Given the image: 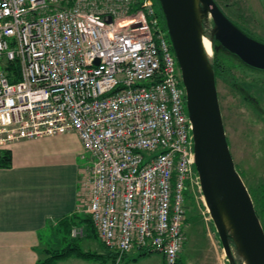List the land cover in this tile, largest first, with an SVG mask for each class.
Instances as JSON below:
<instances>
[{
	"label": "built area",
	"instance_id": "obj_1",
	"mask_svg": "<svg viewBox=\"0 0 264 264\" xmlns=\"http://www.w3.org/2000/svg\"><path fill=\"white\" fill-rule=\"evenodd\" d=\"M166 35L152 0H0V148L76 133V208L116 263L176 264L185 193L200 192Z\"/></svg>",
	"mask_w": 264,
	"mask_h": 264
},
{
	"label": "water",
	"instance_id": "obj_2",
	"mask_svg": "<svg viewBox=\"0 0 264 264\" xmlns=\"http://www.w3.org/2000/svg\"><path fill=\"white\" fill-rule=\"evenodd\" d=\"M157 1L184 88L200 193L221 248L229 263L264 264V230L229 150L212 56L204 54L201 37L209 40L212 51L220 48L262 72L264 42L239 29L214 0ZM231 241L238 251L236 259Z\"/></svg>",
	"mask_w": 264,
	"mask_h": 264
},
{
	"label": "rangeland",
	"instance_id": "obj_3",
	"mask_svg": "<svg viewBox=\"0 0 264 264\" xmlns=\"http://www.w3.org/2000/svg\"><path fill=\"white\" fill-rule=\"evenodd\" d=\"M152 1L156 2V0ZM216 1L225 15L239 29L254 39L264 41V0ZM155 9L158 11L157 5ZM205 20L209 21V18ZM165 32L167 33L166 30ZM218 56L228 65V68L230 67L231 77L239 79V83L251 90L253 96L260 97L264 107V85L259 86L254 83L259 80L260 75L240 67L233 56L220 48H218ZM230 79L223 76L216 79L224 131L235 168L247 190L250 191L249 194L251 193L250 195L257 200V207L261 215L258 219L264 230V200H262L264 197V121L247 103L242 101L239 94L232 90ZM185 205L186 221L183 224L184 240L180 254L182 264H232L225 257L201 193L197 189H192L185 195ZM78 214L80 218L77 221L86 215L84 212ZM83 225H73L70 228L68 236L77 239L76 244L69 242L67 234L62 233L61 236H56L52 233L53 236L50 238L53 242L49 246H45V249H62L68 252L70 251L68 248H78L86 252L89 255L88 258L83 259L69 255L56 264H98L100 259L93 255L97 253L107 255V252L101 248L97 235L90 233L88 237L84 236ZM73 229H76L75 235H72ZM64 236L67 239H63ZM58 238H60V243ZM230 247L233 259L238 258V251L234 242H230ZM45 249L39 251L42 258L48 254ZM148 255L152 256L146 260L149 261L148 264H161L160 254L151 252ZM104 264H147V262L145 260L137 261L136 256H124L119 263L106 259Z\"/></svg>",
	"mask_w": 264,
	"mask_h": 264
},
{
	"label": "crops",
	"instance_id": "obj_4",
	"mask_svg": "<svg viewBox=\"0 0 264 264\" xmlns=\"http://www.w3.org/2000/svg\"><path fill=\"white\" fill-rule=\"evenodd\" d=\"M6 149L11 165L0 168V264H35L50 236L65 234L63 222L79 215V178L88 163L73 132L14 141ZM148 254L125 256L148 264Z\"/></svg>",
	"mask_w": 264,
	"mask_h": 264
},
{
	"label": "trees",
	"instance_id": "obj_5",
	"mask_svg": "<svg viewBox=\"0 0 264 264\" xmlns=\"http://www.w3.org/2000/svg\"><path fill=\"white\" fill-rule=\"evenodd\" d=\"M214 1L219 6L217 1L216 0H214ZM156 5H157V8H158V11L156 10V12H157L159 20L161 22L162 28L164 30H166L163 14H162V11L160 9V6H159L157 0H156V2H154V6L155 7H156ZM166 36H167V40L169 42L168 35H166ZM258 40L261 41V42H264L262 39H258ZM212 45H215V41L214 40H212ZM212 52H213L212 53V68H213V72H214V76H215V84H216V79L218 77H220V76H223L225 78H227V77L231 78L230 79V83H232V86H231L232 90L235 91L237 94H239L241 96L242 101L244 103H247L250 106V108L252 110H254L257 114H259L258 116H260L263 119V121H264V107H263V101L261 100V98L253 96L252 93H251V90H249L247 87H245V86L241 85V83H239V79H236L234 76H233L234 79L231 77L232 72H230V67L228 68V65H226V63L221 58H219L218 50L215 51L213 49ZM233 58H235V57L233 56ZM235 59L237 60L239 66L242 67L243 69L249 70L250 72H253V73H256V75H260L259 80L254 82V83H256V85H259V86H263L264 85V72L248 68L245 65H243L242 63H240L237 58H235ZM227 143H229L228 140H227ZM10 165H11V152L8 149H6V148H0V168H7ZM249 192L250 191H248V193ZM186 194H188V192H186L185 195ZM251 196L252 195H250V197ZM251 199H252V202H253V205H254L255 213H256L257 217L260 218L261 215H260V211L258 210V207H257V205H258L257 204V200L254 199L253 196H252ZM262 200H264V197L262 198ZM184 213H186V209H185ZM78 218H80L79 215H74L72 219H70L68 221L66 220V221L63 222L66 225V229H65V234H67L66 236L69 237L68 234L70 232V228L74 224H76V222L80 223L81 225L84 224L83 225L84 236L88 237L90 233H93L96 236L95 229H94V227L92 225L90 217L86 214V215H83V217H81V219H79V221H77ZM185 221H186V218H185L184 222ZM261 225H262V223H261ZM66 236H64L63 239H67ZM183 238H184V233H183ZM76 240L77 239H72V238L69 237V242L70 243H74L75 242V244H76ZM100 245H101V248L103 249V251L107 252V255L98 254V253L96 255H93V256H96V257H98L100 259V262H98V264H104L106 259H111V260H113L115 262V255L111 251L106 249L101 242H100ZM182 245H183V243H182ZM68 249L70 251L66 252V250H62V249L49 250L48 248H46L45 251L48 252V254L45 253L46 256L44 258L39 257L35 264H56L59 260H61L62 258H66L69 255L78 256V257H81L83 259L85 257L88 258V256H89L86 252H83L82 250H80L78 248H76V249L75 248H68ZM71 250H73V251H71ZM142 253L146 254L145 252H142ZM180 254H181V252H180ZM180 254H179V257L177 259L176 264H182L181 255ZM93 256H91V257H93ZM234 264H240V262L238 260H236L234 262Z\"/></svg>",
	"mask_w": 264,
	"mask_h": 264
},
{
	"label": "bare ground",
	"instance_id": "obj_6",
	"mask_svg": "<svg viewBox=\"0 0 264 264\" xmlns=\"http://www.w3.org/2000/svg\"><path fill=\"white\" fill-rule=\"evenodd\" d=\"M201 47L204 54L209 59L212 56V50H211L210 42L205 36L201 37ZM243 264H245V262Z\"/></svg>",
	"mask_w": 264,
	"mask_h": 264
},
{
	"label": "flooded vegetation",
	"instance_id": "obj_7",
	"mask_svg": "<svg viewBox=\"0 0 264 264\" xmlns=\"http://www.w3.org/2000/svg\"><path fill=\"white\" fill-rule=\"evenodd\" d=\"M186 207V206H185Z\"/></svg>",
	"mask_w": 264,
	"mask_h": 264
}]
</instances>
